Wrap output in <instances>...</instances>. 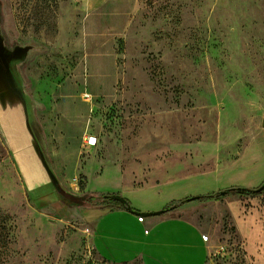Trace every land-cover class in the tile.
Here are the masks:
<instances>
[{
	"label": "rangeland",
	"instance_id": "obj_1",
	"mask_svg": "<svg viewBox=\"0 0 264 264\" xmlns=\"http://www.w3.org/2000/svg\"><path fill=\"white\" fill-rule=\"evenodd\" d=\"M2 59L81 203L31 200L0 136V264H264V0H0ZM108 194L162 213L101 240Z\"/></svg>",
	"mask_w": 264,
	"mask_h": 264
},
{
	"label": "crops",
	"instance_id": "obj_2",
	"mask_svg": "<svg viewBox=\"0 0 264 264\" xmlns=\"http://www.w3.org/2000/svg\"><path fill=\"white\" fill-rule=\"evenodd\" d=\"M14 67L15 65L9 61L1 60L0 136L27 195L31 200H39L38 196L43 195H36L32 198L33 192H40L42 189L50 187L52 182L42 164L43 152L38 136L31 125L28 106L19 90L20 77L16 75L17 72ZM47 191L50 194L52 193L51 188ZM54 194L51 195L52 202L46 208L62 201L57 190ZM100 218L105 221L99 232L101 240H118L125 237V233L129 228V213L108 215V213L101 212ZM116 221L121 222L123 226L113 227Z\"/></svg>",
	"mask_w": 264,
	"mask_h": 264
},
{
	"label": "trees",
	"instance_id": "obj_3",
	"mask_svg": "<svg viewBox=\"0 0 264 264\" xmlns=\"http://www.w3.org/2000/svg\"><path fill=\"white\" fill-rule=\"evenodd\" d=\"M34 1L39 2L41 5H43L47 9L51 8L57 2V0H34ZM56 190H57V193L59 194V196L61 197V199L63 198L62 200L64 201V203L74 204V205H78L81 203V199H79V198L63 196V192H61L60 188H58V185L56 186ZM210 198H211V196H200V197H196V198L186 199V201H195V200L202 201L204 199H210ZM102 199H103V202L107 203V205L110 206V204H111L115 208H117L121 211H124L126 213L132 214V212L136 211L132 208L130 202L127 199L122 198L121 196H118L116 194L103 195ZM168 209H170V207Z\"/></svg>",
	"mask_w": 264,
	"mask_h": 264
},
{
	"label": "water",
	"instance_id": "obj_4",
	"mask_svg": "<svg viewBox=\"0 0 264 264\" xmlns=\"http://www.w3.org/2000/svg\"><path fill=\"white\" fill-rule=\"evenodd\" d=\"M262 127L264 128V119L262 120ZM42 164L43 167L47 173V175L49 176L51 182L55 185V187L58 185V180L55 177V175L53 174V172L51 171V169L49 168L48 164L46 163V161L44 159H42ZM162 212H156V213H141L138 211L132 212V215L138 216V217H151L157 214H160Z\"/></svg>",
	"mask_w": 264,
	"mask_h": 264
},
{
	"label": "built area",
	"instance_id": "obj_5",
	"mask_svg": "<svg viewBox=\"0 0 264 264\" xmlns=\"http://www.w3.org/2000/svg\"><path fill=\"white\" fill-rule=\"evenodd\" d=\"M84 141H85V144L90 146V147H94L96 145V143H97L96 138L95 137H91V136L85 137Z\"/></svg>",
	"mask_w": 264,
	"mask_h": 264
}]
</instances>
